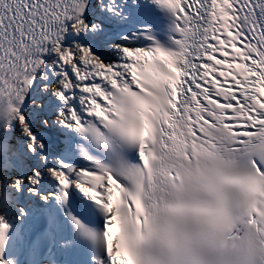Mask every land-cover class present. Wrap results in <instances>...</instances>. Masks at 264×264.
<instances>
[{"label":"snow or ice","instance_id":"obj_1","mask_svg":"<svg viewBox=\"0 0 264 264\" xmlns=\"http://www.w3.org/2000/svg\"><path fill=\"white\" fill-rule=\"evenodd\" d=\"M0 264H264V0H0Z\"/></svg>","mask_w":264,"mask_h":264}]
</instances>
